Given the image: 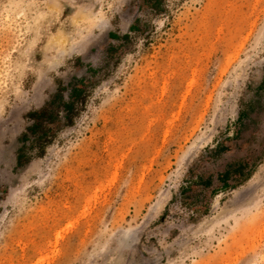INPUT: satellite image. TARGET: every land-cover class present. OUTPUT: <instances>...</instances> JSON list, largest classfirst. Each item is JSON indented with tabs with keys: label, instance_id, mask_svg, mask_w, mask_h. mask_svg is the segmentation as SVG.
Returning <instances> with one entry per match:
<instances>
[{
	"label": "rangeland",
	"instance_id": "rangeland-1",
	"mask_svg": "<svg viewBox=\"0 0 264 264\" xmlns=\"http://www.w3.org/2000/svg\"><path fill=\"white\" fill-rule=\"evenodd\" d=\"M0 264H264V0H0Z\"/></svg>",
	"mask_w": 264,
	"mask_h": 264
},
{
	"label": "trees",
	"instance_id": "trees-1",
	"mask_svg": "<svg viewBox=\"0 0 264 264\" xmlns=\"http://www.w3.org/2000/svg\"><path fill=\"white\" fill-rule=\"evenodd\" d=\"M88 70L95 69L88 65ZM65 91H69L68 98L64 94ZM84 92L85 79L74 78L67 85L61 84L56 93L41 108L27 113L26 118L29 124L18 138L20 147L17 152V165L19 167L30 163L35 158L43 157L62 125L73 124L78 111L77 105L82 100ZM233 170V167H229L222 173L224 187L229 185L230 178H247L250 175L245 165L237 167L238 175H233Z\"/></svg>",
	"mask_w": 264,
	"mask_h": 264
}]
</instances>
